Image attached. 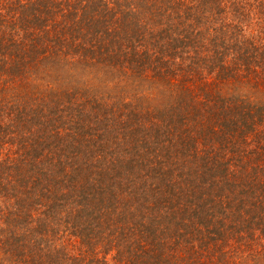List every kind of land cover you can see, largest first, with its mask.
Masks as SVG:
<instances>
[{
    "label": "trees",
    "instance_id": "1",
    "mask_svg": "<svg viewBox=\"0 0 264 264\" xmlns=\"http://www.w3.org/2000/svg\"><path fill=\"white\" fill-rule=\"evenodd\" d=\"M0 264H264V0H0Z\"/></svg>",
    "mask_w": 264,
    "mask_h": 264
}]
</instances>
